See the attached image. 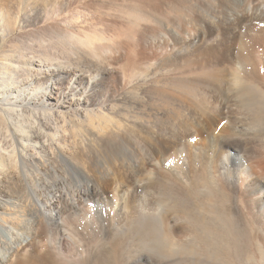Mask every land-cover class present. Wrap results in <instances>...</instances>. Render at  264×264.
Returning a JSON list of instances; mask_svg holds the SVG:
<instances>
[{"label": "bare ground", "instance_id": "1", "mask_svg": "<svg viewBox=\"0 0 264 264\" xmlns=\"http://www.w3.org/2000/svg\"><path fill=\"white\" fill-rule=\"evenodd\" d=\"M84 1L51 0L39 12L34 0H0V264H112L116 253L136 255L133 246L190 235L207 239L211 256L264 264V35L252 34L264 0L107 1L105 11L142 12L137 51L114 41L126 33L118 15L104 11L101 30L76 25ZM242 32L255 42L233 57L223 43ZM101 142L132 150L129 172L93 171ZM101 198L137 215L125 229L123 215L111 220L122 230L105 260L104 250L70 249L75 232L95 231L80 205ZM140 253L128 264H150Z\"/></svg>", "mask_w": 264, "mask_h": 264}, {"label": "rangeland", "instance_id": "2", "mask_svg": "<svg viewBox=\"0 0 264 264\" xmlns=\"http://www.w3.org/2000/svg\"><path fill=\"white\" fill-rule=\"evenodd\" d=\"M35 1V4L38 6V11L40 12L41 10V8H42V6H45V10H44V12H48L49 11V9H50V7H51V0H49V2H47V0H34ZM40 1V2H39ZM88 1V2H87ZM97 1H98V3H97ZM107 1H109L110 2V4L112 5V4H117L116 2H118L119 4H121L122 2H125V3H133L134 2V0L132 1H128V0H122V1H120V0H86V1H84L85 3H90L91 5H92V7H91V5H89L88 4V6H87V8L83 11V18H81V19H83V20H81V22H78V23H76V25H79L80 27H82L83 29H85V30H88V29H92V28H94L93 26L94 25H97V27H95L96 28V30H101V28L103 27V25L101 26V24H100V21H103L104 22V20H106V19H110L109 18V16H108V14L109 15H114V16H117L118 15V20H120L119 22H121V20L123 21V23L121 22V24L123 25V27H122V30H123V32H126V33H124V34H119L118 33V35H113V37H115V38H113L114 39V41L115 42H117V43H119V44H121V45H130V46H132V47H134V49H136V51L137 50H139V48L136 46V45H141V43H139V42H137V38L141 35V32L143 31V27H144V23H145V19L143 18V14H142V12L139 10H137L136 9V11L135 12H131L128 8V10L125 8V10L124 9H116V10H114V9H111V11L110 10H107L106 9V11H105V8L103 7L104 6V3H109V2H107ZM139 1H142V0H139ZM44 4H43V3ZM92 2H94L93 4H92ZM114 2V3H113ZM39 3V4H38ZM49 5V6H48ZM101 6V7H100ZM99 7V8H98ZM29 8H27L26 9V13L27 14H30V13H32V14H34L33 12H32V9H29ZM44 9V8H43ZM113 10V11H112ZM90 11V12H89ZM107 12L108 11V14H106L105 12ZM125 11L128 13H125ZM99 12V13H98ZM121 12V13H120ZM111 13V14H110ZM129 13H130V15H129ZM22 14H23V12H22ZM84 14H85V16H84ZM87 14V15H86ZM91 14V15H90ZM95 14V15H94ZM97 14V15H96ZM116 14V15H115ZM23 16V15H22ZM22 16H21V18H22ZM95 16V17H94ZM104 16V17H103ZM94 17V18H93ZM101 17V18H100ZM85 18V19H84ZM88 20H87V19ZM94 20H93V19ZM98 18V19H97ZM104 18V19H103ZM38 19V16L36 17V20ZM91 19V20H90ZM85 21V22H84ZM88 21V22H87ZM83 22V23H82ZM91 22V23H90ZM34 24H39V23H34ZM91 27V28H90ZM101 27V28H100ZM124 27H125V29H124ZM258 29V30H257ZM260 29V30H259ZM264 24H261L260 25V27H258V28H256L255 29V31H254V33L252 32V34H255L257 31H259L258 33L261 35V36H263L264 35ZM262 31V32H261ZM139 32V33H138ZM258 33H256L257 34V36L259 35ZM244 34V35H243ZM248 34V36H246ZM250 34V35H249ZM251 33H243L242 32V34L241 35H237L236 37H235V39L236 40H234V39H230L229 41H226V42H224L223 43V45H224V47H226V44H227V48H230V51L232 52V54H233V57H235V55H236V53H238V50H239V48H240V46L242 47V46H244L245 44H247L246 42H248V45L250 44L249 43V40H251L252 39V43H254L255 41H253L254 40V38H255V36H253ZM255 34V35H256ZM263 34V35H262ZM243 35V36H242ZM259 35V36H260ZM125 36V37H124ZM127 36V37H126ZM241 36V37H240ZM245 36V37H244ZM240 37V38H239ZM248 37V38H247ZM118 38H120V39H118ZM136 38V39H135ZM48 39V44L47 45H53L54 44V41L53 40H51L50 38H47ZM263 39H264V37H263ZM136 40V41H135ZM248 40V41H247ZM36 42V41H35ZM51 42V43H50ZM52 42H53V44H52ZM124 42H126V43H124ZM229 44H228V43ZM34 43V42H33ZM124 43V44H123ZM135 43V44H134ZM226 43V44H225ZM13 45H27V41H22V44H20V42H19V40H16V41H14V43H13ZM230 47H229V46ZM262 45H264V42H262ZM208 74V72H199V73H197V74H195L196 76L194 77L195 79H197V80H202L203 79V77L205 76V75H207ZM198 76V77H197ZM199 78H201V79H199ZM251 123H254L255 124V120H251ZM250 128V129H249ZM254 129V130H253ZM245 132L247 133V134H249L248 136L249 137H251V138H256V136H258V130H257V128H255L254 126H251V127H249L248 126V128H247V126L245 127ZM251 134H252V136H251ZM257 134V135H256ZM254 135V136H253ZM126 138H128L127 140H130V139H132L130 136H127ZM139 145V144H138ZM137 146V145H136ZM139 147V146H138ZM124 149V148H123ZM122 149V147H120V146H116L115 145V147L112 149V151L107 147V149L105 148L104 149V142H101L100 143V145H99V147H98V153H97V157H96V160L94 161V163H93V165H92V169H93V171L97 174V175H104V172L105 173H110V171L108 170L107 171V169L106 168H104L103 166L105 165L106 167H108L109 169H110V167L111 166H113V165H115L118 169L121 167V166H124L127 170H128V172L130 171V167L135 163V161H136V158H135V156H134V154L133 153H131V149H127V150H125L124 149V151H122L123 150ZM102 152V153H101ZM106 152H107V154H106ZM106 158V159H105ZM114 158V159H113ZM100 160V161H99ZM116 160V161H115ZM114 162V163H113ZM94 168H95V170H94ZM104 168V169H103ZM103 169V170H102ZM101 171V172H100ZM27 194V192L25 193V192H22V196H24V198L25 199H28V197L27 196H29L28 194ZM103 199L101 198L100 199V201L99 200H96V201H85L84 203H82L81 205H80V208H82V209H85L86 211L87 210H89L88 211V213L91 215L92 213V215H91V217L92 218H94V219H92V221L93 220H95V221H93V223H95L94 224V226H95V231H94V233L93 234H91V235H89V236H91V237H89V236H87V235H82V234H80L78 231H77V233L75 232L74 234L76 235V237H77V239L72 243V245H71V247H70V249H71V252H80V248H83L81 251H86V252H88V251H97L98 253H100V250H104V260L106 259V256H108V252L110 251V245H118L119 244V237L118 236H115L117 233L118 234H121L120 232H121V228H118V226H111L110 224L111 223H113L114 221L116 222V220H118V219H116L117 218V214H118V216L120 217V215L122 216V218H123V220L121 221V223H120V226L121 225H123V226H121V227H124L123 229H125V227H126V225L128 224V222L130 221V217H136L137 215H136V213L134 212L135 210H134V207L133 208H131V209H129L126 213H123L122 214V210H121V207H117V208H113L112 207V202H109V201H107V204H105V202H104V200L102 201ZM146 205H148V206H146ZM82 206V207H81ZM84 206V207H83ZM105 206V207H104ZM99 207V208H98ZM104 207V208H103ZM107 207V208H106ZM144 207H146V208H144ZM147 207H149V208H147ZM92 208V209H91ZM96 208V209H95ZM114 209V211H113V209ZM140 208V210H141V207H139ZM152 206L150 205V204H144L143 206H142V210L144 211V212H147V213H156V210L154 211V210H152ZM99 209L101 210V211H103V212H100L99 211ZM149 209H150V211H149ZM81 210V209H80ZM80 210L79 211H77V212H75L74 214H71V215H69L68 216V223L71 225V227L72 228H75L76 227V229H77V225L75 226V224H80ZM97 210V211H96ZM133 210V211H132ZM148 210V211H147ZM95 213H94V212ZM108 211H109V213H108ZM130 211V212H129ZM132 211V212H131ZM152 211V212H151ZM154 211V212H153ZM159 211V210H158ZM157 211V212H158ZM92 212V213H91ZM129 212V213H128ZM101 213V215H99V214ZM112 213H114V214H112ZM79 214V215H78ZM93 215L94 216H97V218L96 217H93ZM129 215H131V216H129ZM135 215V216H134ZM129 217V218H128ZM71 218V219H70ZM96 218V219H95ZM148 218H150V217H148ZM71 221H70V220ZM109 219V220H108ZM113 222H112V221ZM126 220H127V222H126ZM129 220V221H128ZM133 220V219H132ZM143 221H146V220H148L147 218H143L142 219ZM153 220H154V218H153ZM74 221V222H73ZM72 222H73V224H72ZM126 223V224H125ZM124 224H125V226H124ZM111 226L110 228H112L113 227V230L112 229H110L109 228V226ZM108 227V228H107ZM117 227V228H116ZM106 230H108V231H110V230H112V232H108V231H106ZM99 229H100V231H99ZM121 229V230H120ZM120 230V231H119ZM102 231V232H101ZM115 231H118L116 234H115ZM107 233V234H105V233ZM98 233V234H97ZM112 233V234H111ZM46 235H47V232L45 233ZM80 236H79V235ZM231 234H233V235H231L230 236V242L233 244V246L234 247H237V245H238V240H237V237H235V234H234V231H233V228H231ZM108 235V236H107ZM110 235V236H109ZM83 236H86V237H82ZM102 236H104V237H102ZM47 237V236H46ZM117 237V238H116ZM186 237L188 238V239H186ZM186 237H184L182 240H184V241H182V242H184L183 244H182V242L181 243H179L180 244V246L182 247H180L179 246V244H177L176 246H174V245H172L171 244V242L170 241H165V240H163L162 238H160V240L158 241V243L156 244L155 243V245H154V247L152 246V247H150V248H148V249H145L144 250V252H141L140 251V248L138 247V248H136L135 246H133L134 247V249H133V247H132V249L133 250H137V253H138V255H137V253H136V255H134L135 253H133L132 254V252H127V253H129V254H127L126 252L124 253H116V254H114V255H112V257H111V261H112V264H128L129 263V261L131 260V258L132 257H130V256H133V257H135L136 259L138 258L137 256H139V253L141 252L142 253V255H145L146 256V260H148L149 261V263L150 264H245V263H243V260H244V258H243V256L242 257H240V258H236V256L235 255H230V258L231 259H227V258H224V257H220L219 258V256L217 257V256H211V254H209L208 252H206L205 250L208 248L207 246H209L210 245V243H209V241L207 240V239H205V244H203V243H201V241L200 240H198L197 239V241H196V238L193 236V235H190V236H186ZM193 237V238H192ZM79 238V239H78ZM80 238H82V239H80ZM236 238V239H235ZM194 239V240H193ZM78 240H80V242L78 241ZM190 240V241H189ZM103 241V242H102ZM116 241L118 242V244L116 243ZM208 241V242H207ZM75 242H77V243H75ZM102 242V243H101ZM194 242L195 243H197V242H199L201 245L199 246V245H195L194 244ZM80 243V244H79ZM101 243V244H100ZM116 243V244H115ZM167 244V245H166ZM98 245H100V246H98ZM123 245H125V244H123ZM137 245V244H136ZM172 245V246H171ZM74 246V249L72 248ZM79 246H81V247H79ZM84 246V247H83ZM171 246V247H170ZM186 246H187V248L188 247H191V246H193V248L195 249V247H196V250L194 251V252H187L188 251V249L186 248ZM195 246V247H194ZM202 246V247H201ZM76 247H78V249L76 248ZM85 247H86V249H85ZM94 247V248H93ZM180 247V248H179ZM89 248V249H88ZM93 248V249H92ZM98 250H97V249ZM104 248V249H103ZM176 248V249H175ZM200 248H201V251H204V252H198V251H200ZM206 248V249H205ZM72 249H73V251H72ZM80 249V250H79ZM185 249H187L186 251H184ZM198 249V250H197ZM204 249V250H203ZM254 248H250V252L253 254V255H255L256 256V253H255V250H253ZM77 250H79V251H77ZM109 250V251H108ZM252 250H253V252H252ZM101 251V252H102ZM107 253V254H106ZM140 253V254H141ZM127 254V255H126ZM122 255V256H121ZM130 255V256H129ZM120 257V258H119ZM123 257V258H122ZM215 257V258H214ZM128 258H129V260H128ZM241 259H243V260H241ZM126 260V261H125ZM189 260V261H188ZM229 260V261H228ZM226 262V263H225ZM143 263V262H142ZM261 264V263H260Z\"/></svg>", "mask_w": 264, "mask_h": 264}]
</instances>
